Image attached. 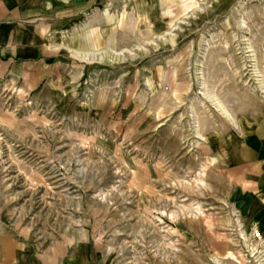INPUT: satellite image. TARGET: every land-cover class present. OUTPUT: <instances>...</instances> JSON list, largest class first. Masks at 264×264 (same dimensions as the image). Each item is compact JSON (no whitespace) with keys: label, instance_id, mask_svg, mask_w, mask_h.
Masks as SVG:
<instances>
[{"label":"rangeland","instance_id":"374dc122","mask_svg":"<svg viewBox=\"0 0 264 264\" xmlns=\"http://www.w3.org/2000/svg\"><path fill=\"white\" fill-rule=\"evenodd\" d=\"M75 1L0 4V264H264V0Z\"/></svg>","mask_w":264,"mask_h":264},{"label":"crops","instance_id":"0c3cea01","mask_svg":"<svg viewBox=\"0 0 264 264\" xmlns=\"http://www.w3.org/2000/svg\"><path fill=\"white\" fill-rule=\"evenodd\" d=\"M0 4L6 7H9V6L16 7V12H15L16 14H14L15 18H13L16 20H19L20 18L27 16L28 13L30 14V12H28L30 11L29 7H32V8L43 7V12L50 14L51 12H48V11H51L50 10L51 8H57V7L66 8V6L68 5H71V6L78 5L76 1L74 3L70 2L68 4V0H1ZM7 13H8V10L4 12V15ZM36 13L37 12L35 13L33 12V14H36ZM54 13L57 14V12H54ZM5 18H9V17H5ZM14 50L15 49L11 51V54L14 53Z\"/></svg>","mask_w":264,"mask_h":264}]
</instances>
